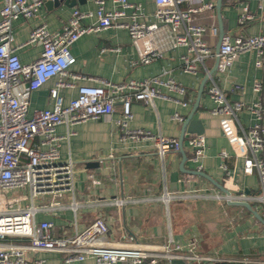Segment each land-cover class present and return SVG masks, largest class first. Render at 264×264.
<instances>
[{
    "label": "built area",
    "instance_id": "obj_1",
    "mask_svg": "<svg viewBox=\"0 0 264 264\" xmlns=\"http://www.w3.org/2000/svg\"><path fill=\"white\" fill-rule=\"evenodd\" d=\"M43 1L3 0L0 8V264H42L43 259L29 255L38 251L57 252L66 264H171L173 259L182 260V264H264V259L204 253L197 248L195 239L186 244L170 237L163 244L113 246L106 240L108 226L102 217L94 218L80 231L61 236L53 234L52 221L35 220V214L42 209L64 207L60 198L74 190V162L70 157L60 158V136L55 133L57 125L110 116L119 103L120 112L115 124L123 139L152 140L156 153L162 157L179 150V141L175 137L129 126L133 101L150 104L155 97L171 98L161 90L162 87L182 96L177 99L181 105L189 103L184 97L185 86L171 77L151 76L122 82L100 79L95 84L77 86L75 97L64 103L59 90L73 87V81L80 78L78 73L70 71L75 61L70 46L81 35L110 27L124 28L142 63L149 62L162 50L182 46L186 49L181 56L182 70L196 74L207 58L217 57V70L223 72L238 54L246 51L255 53L257 66H264V30L257 35L225 33L215 52L204 36L207 31L218 35L217 25L206 27L195 20L198 13L214 9L212 1L154 0L155 9L148 18L138 2L109 0L111 8H107L106 0H93V10L72 8L58 30H49L45 23L34 26L23 44H38L41 52L32 62H22L16 53L19 46L11 44L13 22L20 17L34 16ZM236 1L239 6L237 21L242 26L253 15L247 0ZM107 49L117 48L103 47L101 51ZM53 77L56 80L49 90L52 107L28 115L31 91ZM260 87L259 82L253 85L256 91ZM240 88V85H234L231 89ZM207 93L213 102L211 112L220 116L222 134L234 155L243 159V172L247 175L256 172L259 180L257 193L237 192L225 164H220L217 170L204 169L229 191L212 196L225 201L255 200L264 205V106L259 101L252 104L230 101L214 82L208 86ZM241 110H248L253 115V122L247 127L237 119ZM171 118L177 122L184 120L178 112H173ZM186 143L190 148V159L197 164V170H202L199 162L206 146L205 136L191 134ZM220 156L225 157L227 153L221 151ZM197 195L200 192L181 193L164 188L156 196L114 197L103 203L121 206L128 201L158 200L168 206L175 199ZM45 197H49L46 204L36 203ZM78 205L72 198L67 207L76 210Z\"/></svg>",
    "mask_w": 264,
    "mask_h": 264
},
{
    "label": "crops",
    "instance_id": "obj_2",
    "mask_svg": "<svg viewBox=\"0 0 264 264\" xmlns=\"http://www.w3.org/2000/svg\"><path fill=\"white\" fill-rule=\"evenodd\" d=\"M2 1L0 0V8ZM130 1L138 2L141 11L148 18L151 17L155 9L154 0ZM206 1L214 4L216 2ZM247 2L253 17L241 26L237 21V1L222 0L221 17L225 33L231 36L257 35L264 30V0ZM74 7L93 10L95 4L93 0H82L72 6L64 3L55 5L52 0H44L34 16L16 19L13 22L11 44L19 46L16 49L19 59L22 62H32L40 55V45L23 44L34 26L45 23L49 30H58ZM106 7L111 8L109 0H106ZM195 20L206 27L211 24L218 27L214 9L198 13ZM204 37L215 51L218 35L207 31ZM103 47L117 49L101 51ZM70 52L75 58L70 71L78 73L80 78L73 81V87L59 90L64 103L75 97L77 86L95 84L100 79L122 82L159 76L163 79L171 77L185 86L184 97L189 100L185 106L177 100L182 96L164 87L161 90L170 95V99L155 97L150 104L143 101H133L131 104L133 116L129 121L130 127L143 128L177 139L181 133L182 122L173 120L171 115L178 112L186 118L204 75L215 63V57H210L205 59L204 65L199 66L196 74L184 72L181 56L186 53V49L182 46L162 50L149 62L142 63L130 43L128 32L124 28L116 27L81 35L71 44ZM55 80L56 77L50 78L31 91L28 115L35 110L52 107L53 98L49 90ZM213 82L230 101L240 100L247 104L259 101L264 106V66H257L255 53L246 51L238 54L225 71L221 72L216 68L205 81L198 106L192 115L200 121L203 128L201 134L206 140L199 162L202 171L217 170L223 163L232 176L231 180L236 185L237 192L257 193V173L247 175L243 172V159L234 155L231 145L222 134L220 116L211 112L213 102L207 88ZM255 82L260 83L258 91L253 88ZM234 85H240L241 88L232 90ZM119 112L120 104L117 103L110 116L56 126L55 133L60 136V158L70 157L74 162V190L72 194L66 193L60 198L64 207L42 209L35 214V220L52 221L53 234L61 236L80 231L94 218L102 217L108 226L106 240L113 246L163 244L170 237L175 242L186 244L195 239L197 248L204 253L232 258L247 256L251 259H264V225L245 207L213 197L212 195L223 192L209 180L183 170H197V164L190 159L186 138L183 140L186 159L181 166L182 155L179 151L168 152L162 157L156 153L152 140L123 139L115 124ZM237 119L242 126L247 127L253 122V115L248 110H241L237 113ZM221 151H225L227 156L221 157ZM85 162H96L97 165L88 167ZM164 188L181 193L198 191L200 195L175 199L168 206L158 200L128 201L121 206L103 203L114 197L140 199L156 196ZM72 198L79 204L76 210L67 207ZM48 199L49 197L41 198L36 203L46 204ZM247 202L264 219V205L255 200ZM29 255L43 259L42 264H66L57 252L38 251Z\"/></svg>",
    "mask_w": 264,
    "mask_h": 264
},
{
    "label": "water",
    "instance_id": "obj_3",
    "mask_svg": "<svg viewBox=\"0 0 264 264\" xmlns=\"http://www.w3.org/2000/svg\"><path fill=\"white\" fill-rule=\"evenodd\" d=\"M54 2L55 5H58L60 3H64L67 5H75L76 2H81L82 0H52ZM221 6H222V0H216L215 5H214V11L217 17V21H218V42H217V46L215 48V52L218 51L219 45H220V41L222 36L225 34V30L223 27V23H222V17H221ZM217 64H218V58L215 57V63L213 68L208 71V73H206L198 87L197 93H196V98L192 104V108L190 113L186 116V118H184V120L182 121V125H181V133L180 136L178 138L179 141V152L182 155V161H181V166L184 162V160L186 159V154L183 148V140L184 138H187L190 134H201L203 133V128L200 124V121L197 119H194L192 117L194 111L196 110L198 103H199V99L200 96L202 94L203 91V87L205 84V81L207 80L208 76L217 68ZM94 162H85V165L88 167L97 165V163L95 162V164H93ZM183 169V168H182ZM186 172L192 173L194 175H199L202 176L204 178H206L207 180H209L212 184H214L220 191H222L224 194H228L229 191L224 188L220 183H218L214 178H212L211 176H209L208 174H206L204 171L202 170H186L183 169ZM229 204L232 205H240L245 207L249 212H251L253 214V216L264 225V219L261 217V215L252 208L251 204L247 201H243V200H229L227 201ZM171 264H182V260L179 259H173L171 260Z\"/></svg>",
    "mask_w": 264,
    "mask_h": 264
}]
</instances>
